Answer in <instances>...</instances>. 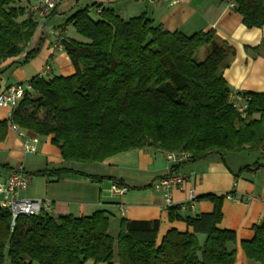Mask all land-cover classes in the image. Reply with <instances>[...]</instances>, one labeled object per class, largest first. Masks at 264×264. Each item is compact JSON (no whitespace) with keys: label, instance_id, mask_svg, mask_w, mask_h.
<instances>
[{"label":"trees","instance_id":"1","mask_svg":"<svg viewBox=\"0 0 264 264\" xmlns=\"http://www.w3.org/2000/svg\"><path fill=\"white\" fill-rule=\"evenodd\" d=\"M230 1L246 28L262 27L264 0ZM32 14L17 0H0V66L25 51L37 27ZM66 24L82 38L61 40L74 74L32 78L10 119L0 123V140L8 125L52 135L64 163H102L146 148L185 153L189 163L211 155L225 163V155L242 151L264 155V92L241 93L248 97L245 119L232 108L222 71L235 52L214 31L185 36L154 25L145 14L124 20L98 4L75 11ZM203 47L208 54L196 62ZM38 52L39 47L27 52L21 64ZM180 167L172 166L162 178L178 174ZM252 167L264 170V162L245 166L234 177ZM64 175L125 187L120 180L64 168L33 174ZM223 198H196L213 206L197 216L182 217L177 206L168 207V220L183 221L192 233L169 230L158 244V220L122 219L112 237L102 210L83 217L41 212L19 216L11 226L10 214L0 208V264H114L115 255L116 264H234L235 252L227 246L235 244V234L217 228ZM252 230L241 249L248 260L264 264V224Z\"/></svg>","mask_w":264,"mask_h":264},{"label":"crops","instance_id":"2","mask_svg":"<svg viewBox=\"0 0 264 264\" xmlns=\"http://www.w3.org/2000/svg\"><path fill=\"white\" fill-rule=\"evenodd\" d=\"M174 1V4L170 0L66 1L58 5L48 17L40 19L33 12L36 1L17 0L20 7L33 13L37 27L25 51L15 58L7 59L0 66V90L14 84L27 85L34 77L73 75L74 68L59 40L82 41V38L70 24H66V20L75 11L98 4L110 8L124 20L145 14L154 25L185 36L214 31L235 52L230 66L222 71V77L231 93L235 90L245 93L264 92V24L261 28H246L230 0ZM37 47L38 54L29 62L21 64L25 54ZM46 67H49V73L45 72ZM9 119L10 110L0 107V123ZM19 132L23 134L22 137ZM32 139L37 140L36 150L25 153L23 142L31 143ZM51 139L52 135L38 136L30 131L15 130L8 125L4 138L0 140V182L12 171L22 168L31 179L21 197L48 200L51 206L48 214L52 217H83L99 210L105 211L109 219L107 232L112 237L117 235L122 219L158 220V244L169 230L192 233V228L187 227L183 221L168 220L163 195L152 189L154 181L169 175L172 166L181 164L178 174L174 175L181 182L170 191L173 205L186 206L179 210V215L197 216L212 212V204L206 201L195 200L192 209L188 207V194L192 189L196 198L206 194L223 196L222 218L217 228L235 234V244L227 246L228 250L235 252L234 264H256L246 258L241 243L252 239L253 227L264 224V170L252 167L238 178L234 174L257 161L244 164L238 157L233 159L234 154H227L224 157L225 163L215 155L195 163H175L166 159L167 153L146 148L116 154L102 163L82 165L64 163ZM254 153L261 155V162L258 163H263V153ZM229 160H232L235 167L229 166ZM61 168L89 176L120 180L128 190L122 195L111 194L110 188L114 184L107 179L95 182L73 175H64L60 179L32 177L34 173L44 169ZM259 172L262 175L258 178ZM197 239L200 244L204 241L202 235H198Z\"/></svg>","mask_w":264,"mask_h":264},{"label":"built area","instance_id":"3","mask_svg":"<svg viewBox=\"0 0 264 264\" xmlns=\"http://www.w3.org/2000/svg\"><path fill=\"white\" fill-rule=\"evenodd\" d=\"M36 6L33 8V12L40 19L48 17L51 12L62 2L75 1V0H34ZM168 1V0H164ZM171 3H175L174 0H170ZM61 42V39L59 40ZM45 72L49 73V67L45 68ZM29 89L24 84L10 85L0 90V107L12 110L18 105L21 99L24 97L25 90ZM242 92L235 90L230 96V104L232 108L243 119L247 114V102L248 97L243 96ZM13 129L18 130L14 125H11ZM22 133L19 132V136L22 137ZM36 139H32L31 143L28 141L23 142V151L25 153L35 152ZM166 159L170 162L184 163L187 162L189 156L185 153H167ZM30 175L25 173L22 168L12 171L9 176L2 182H0V208L7 211L11 217V226L14 225L15 220L19 216L32 217L37 216L41 212L50 213L51 206L48 200L44 199H28L21 197V193L30 184ZM180 179L176 176H169L166 178L157 179L152 183V189L163 195L166 207L177 206L180 210H183L184 205H173L171 203V190L173 187L180 183ZM126 188L118 187L116 185L111 186L110 192L113 195H122L126 192ZM196 200L195 191L192 189L188 194V207L192 209V204Z\"/></svg>","mask_w":264,"mask_h":264},{"label":"rangeland","instance_id":"4","mask_svg":"<svg viewBox=\"0 0 264 264\" xmlns=\"http://www.w3.org/2000/svg\"><path fill=\"white\" fill-rule=\"evenodd\" d=\"M208 54V48L207 47H203L201 49H199L196 53H195V61L196 62H202L205 57L207 56ZM211 157H214V155H211ZM233 159L235 157H238L240 159V161L242 162H245L244 164H248V162L252 163V162H261V155L258 153H249L247 151H242V152H239V153H235L234 156H232ZM229 163V166L231 167H235L234 163L232 162V160H229L228 161ZM82 165H89L90 163H80ZM92 164V163H91ZM93 165V164H92ZM262 173L259 172V174L257 175V177H261ZM34 177V176H32ZM113 262H115L114 264H116V255L113 259ZM86 264H90V262L86 263ZM99 264H106V263H99Z\"/></svg>","mask_w":264,"mask_h":264}]
</instances>
